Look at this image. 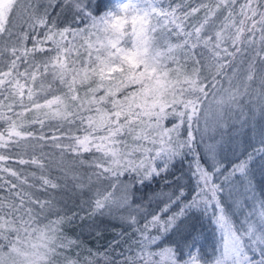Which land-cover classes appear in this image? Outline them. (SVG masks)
<instances>
[{"label": "trees", "instance_id": "16d2710c", "mask_svg": "<svg viewBox=\"0 0 264 264\" xmlns=\"http://www.w3.org/2000/svg\"><path fill=\"white\" fill-rule=\"evenodd\" d=\"M117 1L0 6V264H264V0H135L151 90Z\"/></svg>", "mask_w": 264, "mask_h": 264}, {"label": "rangeland", "instance_id": "374dc122", "mask_svg": "<svg viewBox=\"0 0 264 264\" xmlns=\"http://www.w3.org/2000/svg\"><path fill=\"white\" fill-rule=\"evenodd\" d=\"M6 2L7 0H0V6ZM144 14L145 9L137 1L118 0L104 14V25L107 44L114 51V56L128 63L137 79L145 84L148 90H151L153 89L151 86L158 81V67L146 41ZM224 103L225 97L215 95L206 110L211 113L216 111L219 115L222 113ZM210 149L213 152V148L210 147ZM74 180L79 181L77 177ZM114 184L117 193L113 192L109 196L106 208L103 209V212H107L108 215H104L113 216L122 208L124 212L126 211V215L136 213L137 209L132 207L130 197L127 196L128 182L118 180ZM72 192L77 195L80 191L77 187Z\"/></svg>", "mask_w": 264, "mask_h": 264}]
</instances>
